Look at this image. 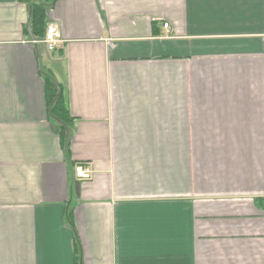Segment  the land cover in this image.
I'll list each match as a JSON object with an SVG mask.
<instances>
[{"label": "crops", "instance_id": "obj_1", "mask_svg": "<svg viewBox=\"0 0 264 264\" xmlns=\"http://www.w3.org/2000/svg\"><path fill=\"white\" fill-rule=\"evenodd\" d=\"M33 1L0 0V264H264V0H52L54 50Z\"/></svg>", "mask_w": 264, "mask_h": 264}, {"label": "trees", "instance_id": "obj_2", "mask_svg": "<svg viewBox=\"0 0 264 264\" xmlns=\"http://www.w3.org/2000/svg\"><path fill=\"white\" fill-rule=\"evenodd\" d=\"M52 0H34L31 4V28L35 39L45 35V21L47 18V5ZM48 102L50 114L58 125V130L65 134L73 125L75 118L71 115L63 98L62 89L50 77L47 78Z\"/></svg>", "mask_w": 264, "mask_h": 264}, {"label": "built area", "instance_id": "obj_3", "mask_svg": "<svg viewBox=\"0 0 264 264\" xmlns=\"http://www.w3.org/2000/svg\"><path fill=\"white\" fill-rule=\"evenodd\" d=\"M164 25L165 27H168L169 23L166 22L164 23ZM35 41L42 42L46 44L50 50H54L60 45V43H62L63 38H62V33L58 29L57 25H50L47 28L45 35L41 39L39 40L36 39ZM92 172H93L92 169H90L87 165L84 164H79L75 168V176L79 180H85L91 178Z\"/></svg>", "mask_w": 264, "mask_h": 264}, {"label": "water", "instance_id": "obj_4", "mask_svg": "<svg viewBox=\"0 0 264 264\" xmlns=\"http://www.w3.org/2000/svg\"><path fill=\"white\" fill-rule=\"evenodd\" d=\"M31 18H32V8L30 9L29 13V19H28V31L30 32L31 36L34 38V35L32 33V28H31ZM80 188V183L77 184V189Z\"/></svg>", "mask_w": 264, "mask_h": 264}]
</instances>
